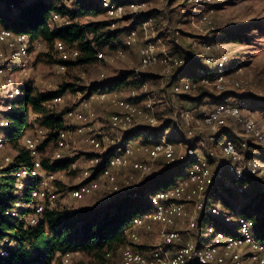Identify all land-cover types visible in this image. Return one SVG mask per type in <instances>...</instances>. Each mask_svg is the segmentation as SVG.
I'll return each mask as SVG.
<instances>
[{
  "label": "built area",
  "instance_id": "obj_1",
  "mask_svg": "<svg viewBox=\"0 0 264 264\" xmlns=\"http://www.w3.org/2000/svg\"><path fill=\"white\" fill-rule=\"evenodd\" d=\"M199 16L198 23L213 30L208 16L201 10L214 0H184ZM148 2L99 0V8L109 29L129 16L133 28L121 34V46L96 52L97 62L112 63L124 60L136 47L138 67L132 72L141 79L148 69H157L161 83V98L152 94L139 97L136 91L123 97L108 88L95 90L63 108L60 116L56 107L65 103V95L48 101L43 106L51 115L60 116L61 129L40 126L37 115L30 110L28 128L17 146L11 143L15 103L24 94L31 56L49 52L42 39H32L0 23V185L11 179V199L3 217L23 228L35 227L47 209L59 197L56 188L58 174L44 169L41 147L54 142L66 148L72 136L89 148V156L75 171V187L67 192L71 201H82L103 194L105 203H112L131 195L142 180L172 166L185 165L182 175L168 188H158L145 195L148 209L131 217L122 230L121 242L115 252H107L110 264H264V240L255 231L253 219L239 215L236 233L223 232L212 225L221 213L215 206L220 190H229L225 180L238 185L235 194L260 199L264 204V121L257 119L253 106L238 98L243 82L229 79L230 60L221 51L222 44L211 42L210 36L198 38L193 44L200 54L203 67L196 70L197 79L179 77L189 65L190 58L172 54L158 42L157 32L145 20ZM140 26V32L134 26ZM66 15L52 13L49 27L69 25ZM176 35H179L176 32ZM51 51L61 61L73 62L80 53L62 41L55 40ZM59 73L66 70L61 64ZM100 78H104L100 75ZM25 82L21 86V82ZM145 87V83L141 86ZM50 88V86H49ZM198 89L215 95L229 93L221 101H203L202 105L184 108L181 97L194 96ZM170 110V126L157 136L148 135L147 128L158 129V116ZM108 107L103 117L95 107ZM139 130L141 142L132 145L128 133ZM52 141V140H51ZM74 142V141H73ZM238 147H237V146ZM19 149L27 155L29 164L18 160ZM64 157L58 161L65 160ZM104 167L97 172V168ZM250 185V187H248ZM234 192V191H231ZM228 222V219H225ZM14 244L8 239L0 243V256L7 257ZM66 253L62 264H71Z\"/></svg>",
  "mask_w": 264,
  "mask_h": 264
},
{
  "label": "rangeland",
  "instance_id": "obj_2",
  "mask_svg": "<svg viewBox=\"0 0 264 264\" xmlns=\"http://www.w3.org/2000/svg\"><path fill=\"white\" fill-rule=\"evenodd\" d=\"M54 4L55 7L63 8L65 13L70 15L77 7L83 3L93 4V0H47ZM148 2L146 13L150 11L155 12V16L151 19L150 27L156 30L157 39L160 45L178 56H185L186 58H196L200 52L198 48L193 46L197 43L198 38L203 36H210L211 42H219L222 44L221 51L225 53L229 60L230 73L229 79H238L243 82V90L238 92V95L249 94L255 101L259 103L254 107L257 119L260 122L264 121V0H214L209 7L203 8L201 11L205 13L213 30L208 26L200 25L198 23L199 16L194 14L184 0H144ZM95 7L98 6L99 0L94 1ZM0 9L10 14L13 8L7 9L0 5ZM129 18H131L129 16ZM124 18L123 22L118 23L119 28H128L133 25L132 19ZM146 18L145 20H147ZM103 15H89L86 17H78L74 22L79 24L98 23L103 22ZM134 23L137 32H140V26ZM103 32H107L105 29ZM176 32L179 35H176ZM89 39V38H88ZM121 46V34L114 37L111 42L95 46V51H109ZM136 48V47H135ZM133 48V50L135 49ZM178 53L176 54V50ZM128 54L124 60L107 62H95L90 65L78 67H66L64 72L58 71L57 67L61 65L60 59L51 50L47 53L31 56L30 70L28 78L25 82L34 85V95H45L51 91H55L62 84H69V88L65 95V103L56 107L57 112L63 111V108L70 106L80 100L85 94L107 88L105 83L132 72L138 67L137 54ZM157 69H148L145 74L150 76L146 79L145 87L140 89L129 84L115 88L123 97L129 96L131 91H136L139 97L150 94L153 95L155 101L161 98V83L157 80ZM103 75L104 78H100ZM25 82H21V86ZM131 78L128 79L129 83ZM50 86V88H49ZM93 87V88H92ZM184 108L192 107L189 101H181ZM252 105V104H251ZM162 111L158 116L159 125L163 121L170 119V110H163L165 107L160 104L157 107ZM108 107H95V111L99 116L108 112ZM160 118V119H159ZM74 141V142H73ZM132 145L141 142V138L132 139ZM66 148H61L55 144L54 139L41 147V157L43 161L48 163H55L61 157L63 159L72 160L77 171L82 165L83 161L88 158L89 148L78 141L74 136ZM237 146V145H236ZM238 147V146H237ZM75 172L65 170L58 174V181L56 183L59 197L53 207L62 210H76L87 209L95 210L105 205L103 194L97 193L94 197H88L82 201H71L67 192L75 187ZM229 190H220L219 196L215 200V206L221 213L212 223L216 228L218 227L223 232L236 233L239 215L237 212L251 202L250 195L237 196L238 185L231 180H225ZM250 187V185H248ZM234 191V192H231ZM148 197L144 200L147 203ZM260 199H256L252 206L256 207L260 204ZM52 208V207H51ZM250 209V211H251ZM228 219V222L225 219ZM264 220V206L261 212L254 217L256 223L255 229ZM83 261L84 264H89V259L82 254H75L72 256L71 264H76ZM61 259H57L52 264H62ZM245 264H251L245 261Z\"/></svg>",
  "mask_w": 264,
  "mask_h": 264
},
{
  "label": "trees",
  "instance_id": "obj_3",
  "mask_svg": "<svg viewBox=\"0 0 264 264\" xmlns=\"http://www.w3.org/2000/svg\"><path fill=\"white\" fill-rule=\"evenodd\" d=\"M83 3L77 10L68 15L63 8L55 7L47 0H0V5L10 9V14L0 9V23L7 29L24 33L32 39H42L46 42L49 50L55 40L62 41L70 48L78 49L80 55L73 62L60 61L66 67H78L90 65L97 62L95 46H100L111 42L114 37L122 34L128 28L109 29V22L79 24L74 21L78 17L103 14L98 6ZM118 4H125L126 0H113ZM144 1V0H142ZM52 13L66 15L71 23L63 26L49 27V20ZM155 16L154 11L145 14V18ZM130 29L133 26L129 27ZM107 32H103L104 30ZM89 38V39H88ZM176 54L178 53L177 49ZM189 65L182 71L179 77L189 76L197 79L196 70L203 67L200 59L190 58ZM131 78V82L128 79ZM150 76L143 75L141 79H135L133 72L105 83V87L110 90L129 84L135 87L142 85ZM72 88L69 84L60 85L55 91L45 95H34L33 89L24 87L23 96L15 103L14 111L11 114L13 121V134L11 143L17 146L25 130L28 128L30 110L37 115L36 123L40 126L50 127L54 130L61 129L60 116L51 115V111L43 106L48 101L60 97ZM93 88V87H92ZM229 93L215 95L203 89H198L194 96L186 94L181 97L182 101H189L195 106L202 105L203 101H221ZM240 100L248 101L253 108L257 107L259 101H255L249 94L238 95ZM160 119V118H159ZM171 120L163 121L158 129L147 128L148 135L157 136L167 129ZM141 135L139 130L127 134L126 139H134ZM55 138V134L50 135L49 141ZM18 160L26 165L29 164L27 155L19 149ZM72 160L65 159L55 163L43 161V167L53 172H63L70 170ZM104 167L102 163L97 172ZM186 166L177 165L167 167L152 177L142 180L139 187L129 196L122 197L112 203L95 209L62 210L59 208H49L44 214L43 221L35 226L23 228L18 223H10L3 217L5 209L9 206L11 199V179H4L0 185V243L8 239L14 244L7 257L0 256V264H52L58 258L61 259L66 253H79L89 259V264H110L106 259L107 252H115L116 246L121 242L122 230L127 226L131 217L140 214L148 209L144 196L158 188H168L173 185ZM256 199L243 207L238 213L254 220V217L261 212L264 204L262 201L256 207L252 206ZM252 208V209H251ZM251 209V211H250ZM257 235L264 240V220L255 229ZM62 263V262H61ZM76 264H84L79 261Z\"/></svg>",
  "mask_w": 264,
  "mask_h": 264
},
{
  "label": "crops",
  "instance_id": "obj_4",
  "mask_svg": "<svg viewBox=\"0 0 264 264\" xmlns=\"http://www.w3.org/2000/svg\"><path fill=\"white\" fill-rule=\"evenodd\" d=\"M135 50H136V48L134 50H131L128 54L135 53Z\"/></svg>",
  "mask_w": 264,
  "mask_h": 264
}]
</instances>
